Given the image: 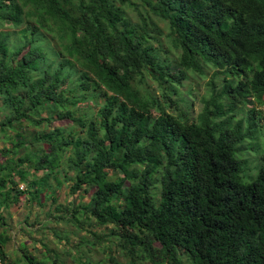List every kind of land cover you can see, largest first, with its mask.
Returning <instances> with one entry per match:
<instances>
[{
    "label": "trees",
    "instance_id": "trees-1",
    "mask_svg": "<svg viewBox=\"0 0 264 264\" xmlns=\"http://www.w3.org/2000/svg\"><path fill=\"white\" fill-rule=\"evenodd\" d=\"M207 9L204 0H0V136L12 143L0 150V212L21 197L55 204L62 187L83 189L88 201L57 204L53 215L73 227L77 264H121L110 253L97 263L80 253H106L110 241L127 264H264V173H251L258 154L248 141L254 114L237 120L243 106L226 96L228 66L241 56L264 84V23L252 13L216 20ZM51 39L58 49L48 53ZM207 70L209 97L190 120L192 101L179 89ZM96 91L105 98L98 112L78 116L73 108ZM63 119L74 127L43 129ZM5 229L0 214L2 262ZM55 236L70 242L67 232ZM25 257L61 263L58 254L51 263Z\"/></svg>",
    "mask_w": 264,
    "mask_h": 264
},
{
    "label": "rangeland",
    "instance_id": "rangeland-1",
    "mask_svg": "<svg viewBox=\"0 0 264 264\" xmlns=\"http://www.w3.org/2000/svg\"><path fill=\"white\" fill-rule=\"evenodd\" d=\"M127 15L131 18L133 22H136L138 19L137 13L131 9H126ZM158 26L166 31L167 24L166 22L159 21ZM4 31H9L10 36L9 39L12 41H16L19 39V34H13L14 32H11L12 30L17 31L15 29H3ZM46 37H50V34L44 33ZM163 46V50L160 51V54L164 56L165 51L168 50L167 47L169 46V43H166L165 37L160 38ZM55 47L58 49L57 46H55V43H53V40L51 39L50 45L48 47V53L52 47ZM155 48L156 44H154ZM175 50L170 49L168 52L169 56H172L174 54ZM48 63L54 62V65H57V63L61 60V57L58 58H50L47 56ZM208 71V70H207ZM212 72L208 71L206 74V77L203 78H196V79H186L183 80V86L180 87V93L186 97L188 101H192V106L186 110V112L190 116V120L194 119L196 115L200 112L202 104H201V98H208V93L205 88V83L208 82V80L211 77ZM77 76L76 72L72 75V78H75ZM149 84V83H148ZM152 84V83H151ZM190 86L192 89V93L190 97L186 96V90L185 88ZM186 86V87H185ZM221 87V85H220ZM150 90L154 91L155 94L158 96L159 92L153 84L150 87ZM95 97L85 98L82 103L78 104V107L73 108V110L76 112L78 116L80 115H86L89 118H93L94 115L98 112L100 109L101 104L105 102V98L99 93V91L94 92ZM239 116V115H238ZM241 116V115H240ZM239 116V117H240ZM24 126V125H23ZM64 127L67 131L71 130L72 127H74L73 122L70 120H61V121H53L50 125H46V130H51L53 127ZM76 128V127H75ZM32 130L33 128H30L29 126L21 127L20 130L28 133L29 130ZM19 130V131H20ZM20 131V132H21ZM12 135V133H9ZM66 135V133H65ZM11 142L7 141L5 139L4 135L0 136V150L3 148H11ZM36 146L31 147V149L35 148ZM42 148L46 149L45 146ZM21 155V154H20ZM12 156V155H11ZM0 162H3V157L0 155ZM38 175H41V173H38ZM17 180V178H15ZM20 185V184H19ZM21 186V185H20ZM86 187V186H84ZM94 191L93 189H90L89 194H91ZM85 195L84 193H82ZM80 193H75L74 195H71L70 190L67 186L62 187L61 190L56 194L57 202L55 204L52 203V201H44L42 199V205H38L36 202H29L27 198L21 197L20 201L16 205H11L6 209L1 210L0 214L4 216L5 221V230L6 235L10 237V241L6 244L4 253L6 255V258L11 262V264H28L29 260L25 257L28 256L30 258L35 257L36 260L42 261L45 259H48L47 261L51 263L53 259L55 258V254H58L60 257L59 264H77L73 259L76 257V249H78V238L76 235L70 234V231L73 230V227L64 222H58L56 219H54L53 215H56L54 208L57 204H64L67 205L68 203L74 202L75 204H79L81 201H88V195L84 196ZM94 225V223H92ZM90 229L96 231V232H103L105 234L107 232V228L105 227H99V226H91ZM56 233H66L68 238H70V242H59L58 239L55 236ZM84 233V232H82ZM104 246H110V249H106V253H87L84 250H80V253L87 258L90 259L91 263H97L103 259H108L110 255L114 256L116 261L121 264H127L128 258L124 257L121 253H118L116 250V247L111 245L110 242L102 243V247ZM156 246H158L156 244ZM26 252L28 254H26ZM25 253V255H24ZM184 253V252H183ZM30 254V255H29ZM24 255V256H23ZM84 256V255H83ZM58 261V262H59ZM138 264H148L143 263L142 261H136ZM167 261H164V264H166ZM100 264H110L108 261L105 263Z\"/></svg>",
    "mask_w": 264,
    "mask_h": 264
},
{
    "label": "clouds",
    "instance_id": "clouds-1",
    "mask_svg": "<svg viewBox=\"0 0 264 264\" xmlns=\"http://www.w3.org/2000/svg\"><path fill=\"white\" fill-rule=\"evenodd\" d=\"M208 5L206 10L214 19H233L235 16L246 17L248 13H252L255 19H259L264 23V0H204ZM251 5L250 8H247ZM241 59L232 61L228 66L231 72V83L228 86L226 96L231 100L230 105L241 104L243 110L236 114V119H242L247 122L248 114H254V119L250 125L253 127L252 140H248L254 144L258 157H253V165L251 166V173L260 172V168L264 173V94H260L256 86H264L260 81H255L247 64L243 63ZM262 80V79H261ZM264 81V80H262ZM222 82V81H220ZM240 117H239V116ZM253 154L246 155L242 160H246ZM21 186H20V185ZM17 186L23 189V185L18 182ZM83 189L81 190V194ZM83 195V194H82ZM50 201V200H49ZM1 261V260H0ZM1 264H11L9 260ZM13 264V263H12Z\"/></svg>",
    "mask_w": 264,
    "mask_h": 264
},
{
    "label": "built area",
    "instance_id": "built-area-1",
    "mask_svg": "<svg viewBox=\"0 0 264 264\" xmlns=\"http://www.w3.org/2000/svg\"><path fill=\"white\" fill-rule=\"evenodd\" d=\"M0 264H1V261H0Z\"/></svg>",
    "mask_w": 264,
    "mask_h": 264
}]
</instances>
